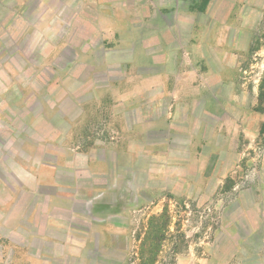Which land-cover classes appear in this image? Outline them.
<instances>
[{
	"label": "rangeland",
	"instance_id": "1",
	"mask_svg": "<svg viewBox=\"0 0 264 264\" xmlns=\"http://www.w3.org/2000/svg\"><path fill=\"white\" fill-rule=\"evenodd\" d=\"M137 1L115 0V10L138 12ZM154 1L144 0L148 23L157 19L162 28L185 10L175 0ZM100 2L110 3L0 0V209L20 224L0 228V236L3 246L10 240L29 250L10 255L4 247L0 264H264V111H256L264 0H213L209 17L195 20L210 27V48L192 51L189 63L185 53L171 54L172 82L157 98L148 88L138 97L135 77L144 69L130 64L144 54L127 47L141 37L102 34L98 18L113 10ZM188 38L207 43L178 33L175 40ZM176 55L184 68L173 66ZM126 77L111 90L128 89L130 98L112 103L99 90L76 139L83 147L69 146L70 119L80 118L75 82L106 88ZM64 132L66 185L26 188L30 164L59 165L50 139ZM17 150L14 180L9 152ZM78 151L93 162L86 167Z\"/></svg>",
	"mask_w": 264,
	"mask_h": 264
},
{
	"label": "crops",
	"instance_id": "2",
	"mask_svg": "<svg viewBox=\"0 0 264 264\" xmlns=\"http://www.w3.org/2000/svg\"><path fill=\"white\" fill-rule=\"evenodd\" d=\"M157 1V0H155ZM154 1V2H155ZM176 2H180L184 4L185 10H181L179 12H175L173 14V22H171L167 27L162 28L159 27V24L156 21H150L151 18V11L152 8H149L146 4L147 2L144 3V0H138L137 3H139V8L140 10L138 12L134 11V8L132 7L131 9L123 7L121 11L115 10V5L117 4L115 0H109L110 3H105V2H100L101 4H105L103 6L105 9H107L106 6H111L113 11H110L107 9L108 14L102 13L101 17L98 18V20L103 21L105 23V26L102 27L101 33L102 34H113L115 37L116 35L120 34H129V35H134L139 34V37H141L139 43L136 45V43H132L130 41L129 43V51L134 52L136 49V46L138 48L136 50L140 51L143 53L145 59L142 58V60H131L132 63L130 64L133 66V68L136 66L138 69H144V72H138L136 73V81L138 82V97H141V93L146 92L147 88L150 90H155V97L159 95L162 97L164 95L163 92V86L168 83V81L172 82V76L168 73L169 71L167 70L168 67L171 66L172 61L170 60L171 54L173 53H185L187 55V59L191 56L192 51H205L206 49L210 48V43H209V36L211 34V29L210 27H207V25L200 24L195 22L196 17H209V11H210V5L213 0H175ZM97 2V1H96ZM98 4V2H97ZM149 4H153V1H150ZM110 8V7H109ZM156 11L161 15L165 13V10H162L161 7H155ZM106 17L107 19L104 21V18ZM135 22H138V28L137 25L134 24ZM117 25H122L123 31L121 33H118V27ZM219 27H221L220 23L218 24ZM216 25L214 26V28ZM105 30V31H104ZM133 33V34H132ZM181 34V35H187L189 37L191 36H206L207 37V43L206 42H198L194 43L196 39L188 38L187 40H181L179 41V44L176 43L175 37L176 34ZM127 35V36H129ZM165 37V39H162ZM182 43V44H180ZM190 44V45H189ZM126 49V48H124ZM135 50V51H136ZM191 58V57H190ZM204 61V59H201ZM189 63V59L187 60ZM186 63V61H185ZM184 60L181 58H178L177 55L174 58V64L173 66L178 69H182L185 66ZM120 64V63H119ZM127 64V63H125ZM121 67V65H119ZM191 66L193 67V63L191 62ZM107 67H110V64H107ZM126 67V65H124ZM127 69V68H126ZM124 82L128 84L129 79L126 77V79L121 80V81H116L115 78L110 79L109 81L106 82V88H100L99 84H96V82L89 80H79L75 82V87L78 88L74 92V100L75 103L73 102L72 105H74L75 109H79V115L80 118L77 120L70 119L72 123H70V133L76 132L75 135H72L70 137V142L73 143V145L69 146H74L75 149H80L82 146H80V141L76 140L78 137V134H80L84 130V122L86 118L91 116L90 111L88 110V103L90 102H97L99 101V96L97 92L99 90H102L106 92L107 98H110L111 102L113 103L116 100L119 103H122L123 101L127 100L130 98L132 93H126L128 89L123 88L121 91L112 92L111 88L115 87V85H123ZM135 82V81H134ZM90 85L89 88H87ZM173 85V84H172ZM91 91L89 92V90ZM160 90V91H159ZM174 90V88H173ZM122 92V93H120ZM94 93V94H93ZM65 95V94H64ZM89 95L90 98L88 101L84 100L83 96ZM123 106V105H122ZM114 107V104L113 106ZM58 109L56 113H58L59 120L62 121L64 124L68 121V115L67 111L65 108ZM124 108V107H123ZM125 109V108H124ZM120 111V110H119ZM116 111L114 108L112 110L113 114H118L122 113L121 111ZM81 121V125L77 126V123ZM67 132H64V137L61 139L60 134H58V138L56 139H50V145H52L51 148H53L52 151V156H55L56 158H59V165L53 164L50 165H43V167L35 166V162L30 164L31 166L28 168V170H23L24 175H25V186L26 188H30L31 190H35L36 186H44L46 184L53 185L54 187L58 185L59 187H64L66 185V182H62L60 177L63 178L66 174V171H68L67 166H66V159H61L63 156L66 154L64 150L67 147L66 141L68 139ZM57 140V141H56ZM93 147H97L95 144ZM11 162H12V168L10 171L11 177L14 178V180H19V168L17 166V163L15 162V156L18 153V150L15 152H9ZM73 156H79L82 155L86 157L85 159V165L87 167V164L89 162H93L92 157H88L86 152L83 151H78V152H73ZM64 154V155H63ZM58 156V157H57ZM72 156V157H73ZM8 174V173H6ZM2 183H6L5 180L2 178L0 175V191L4 190V186H2ZM23 185V184H22ZM15 190V189H14ZM10 196V195H9ZM2 206V205H1ZM10 219H7L6 214L3 213V210L0 209V228H15L19 224L18 220H14L13 222H9ZM25 225L27 227L31 226V221L28 219L25 220ZM48 223V222H47ZM46 222L44 223V226L47 224ZM49 224V223H48ZM2 244V238L0 236V255H8V252H5V249H10L9 254L10 255H18L19 252L25 251L26 254H28V246L23 247V246H16L12 241H6V244ZM8 245V247L6 246ZM29 255V254H28ZM15 259V258H14Z\"/></svg>",
	"mask_w": 264,
	"mask_h": 264
},
{
	"label": "trees",
	"instance_id": "3",
	"mask_svg": "<svg viewBox=\"0 0 264 264\" xmlns=\"http://www.w3.org/2000/svg\"><path fill=\"white\" fill-rule=\"evenodd\" d=\"M258 97H257V101L258 104L256 106V111L262 112L264 111V74L260 80V85L258 87Z\"/></svg>",
	"mask_w": 264,
	"mask_h": 264
}]
</instances>
